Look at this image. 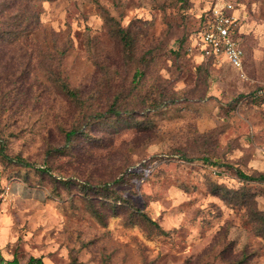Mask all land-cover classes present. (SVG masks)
Segmentation results:
<instances>
[{"label": "rangeland", "instance_id": "374dc122", "mask_svg": "<svg viewBox=\"0 0 264 264\" xmlns=\"http://www.w3.org/2000/svg\"><path fill=\"white\" fill-rule=\"evenodd\" d=\"M214 7L241 72L188 50ZM259 88L264 0H0L2 257L264 264Z\"/></svg>", "mask_w": 264, "mask_h": 264}, {"label": "built area", "instance_id": "2783aa9c", "mask_svg": "<svg viewBox=\"0 0 264 264\" xmlns=\"http://www.w3.org/2000/svg\"><path fill=\"white\" fill-rule=\"evenodd\" d=\"M236 23L237 20L224 8L214 7L206 16L203 27L189 38V52L215 61L225 57L234 69L241 72L244 53L235 39ZM254 96H264V88L257 89ZM0 264L11 262L0 257Z\"/></svg>", "mask_w": 264, "mask_h": 264}, {"label": "trees", "instance_id": "16d2710c", "mask_svg": "<svg viewBox=\"0 0 264 264\" xmlns=\"http://www.w3.org/2000/svg\"><path fill=\"white\" fill-rule=\"evenodd\" d=\"M205 19H206V17H203L202 18V21H201L202 24L197 29V31H199L203 27V24L205 22ZM197 31H195V33ZM192 54H194V53H192ZM201 59L204 60V61H206V62H211V63H214L215 62V60L213 58H211V57H201ZM250 100L253 101V102H255V101H263L264 100V96L255 97L254 94H252L250 96ZM107 113L110 114V115H114V116L117 114V112H115V109L113 107H110V109L107 111ZM73 135H74V132L67 133V135H66L67 141L68 140L70 141L71 140V137ZM57 152H61V150H57ZM237 175H238V178L241 179V180H243V181H251V180H254L253 177L248 176V175H245L242 172H238ZM11 264H18V263H17V261L13 260V261H11ZM26 264H43V262L39 258H30Z\"/></svg>", "mask_w": 264, "mask_h": 264}, {"label": "crops", "instance_id": "0c3cea01", "mask_svg": "<svg viewBox=\"0 0 264 264\" xmlns=\"http://www.w3.org/2000/svg\"><path fill=\"white\" fill-rule=\"evenodd\" d=\"M0 257L3 258V259H5L4 257H2L1 253H0ZM6 260H7V259H6ZM7 261H9V260H7ZM10 262H11V261H10Z\"/></svg>", "mask_w": 264, "mask_h": 264}]
</instances>
